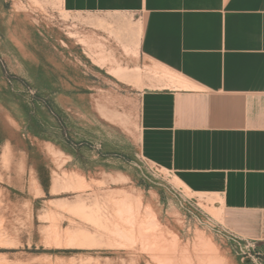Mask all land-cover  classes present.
Instances as JSON below:
<instances>
[{
    "label": "rangeland",
    "instance_id": "obj_1",
    "mask_svg": "<svg viewBox=\"0 0 264 264\" xmlns=\"http://www.w3.org/2000/svg\"><path fill=\"white\" fill-rule=\"evenodd\" d=\"M127 39L64 0H0V264H264L146 155L144 94L189 84Z\"/></svg>",
    "mask_w": 264,
    "mask_h": 264
},
{
    "label": "crops",
    "instance_id": "obj_2",
    "mask_svg": "<svg viewBox=\"0 0 264 264\" xmlns=\"http://www.w3.org/2000/svg\"><path fill=\"white\" fill-rule=\"evenodd\" d=\"M64 3L126 27L141 57L185 79L144 94L146 155L218 201L230 232L264 241V0Z\"/></svg>",
    "mask_w": 264,
    "mask_h": 264
},
{
    "label": "bare ground",
    "instance_id": "obj_3",
    "mask_svg": "<svg viewBox=\"0 0 264 264\" xmlns=\"http://www.w3.org/2000/svg\"><path fill=\"white\" fill-rule=\"evenodd\" d=\"M168 73H169V72H168ZM170 74H171V73H170ZM170 74H169V75H170ZM175 80H176V79H175ZM175 80H174V81H175ZM180 82H181V81H180ZM175 85H176V84H175ZM179 85H180V84H179ZM181 85H182V83H181ZM184 85H185V84H184ZM172 87H173V86H172Z\"/></svg>",
    "mask_w": 264,
    "mask_h": 264
}]
</instances>
